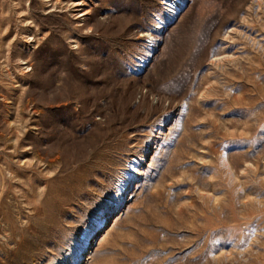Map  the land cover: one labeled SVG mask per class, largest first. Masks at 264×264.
Listing matches in <instances>:
<instances>
[{
    "label": "rangeland",
    "instance_id": "1",
    "mask_svg": "<svg viewBox=\"0 0 264 264\" xmlns=\"http://www.w3.org/2000/svg\"><path fill=\"white\" fill-rule=\"evenodd\" d=\"M0 264H264V0H0Z\"/></svg>",
    "mask_w": 264,
    "mask_h": 264
}]
</instances>
